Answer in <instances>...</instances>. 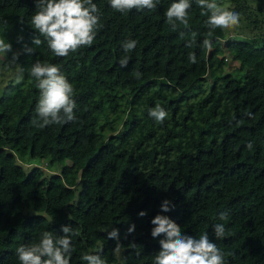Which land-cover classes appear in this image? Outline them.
I'll use <instances>...</instances> for the list:
<instances>
[{"label":"trees","instance_id":"1","mask_svg":"<svg viewBox=\"0 0 264 264\" xmlns=\"http://www.w3.org/2000/svg\"><path fill=\"white\" fill-rule=\"evenodd\" d=\"M173 2L120 13L110 0H93L102 25L93 43L58 57L31 25L36 0H0V24L7 21L0 38L12 45L8 55L18 49L17 75L23 70L22 79L0 85V264H20L18 247L44 231L63 235L62 225L77 233L71 264H86L85 253L106 264H154L164 238L151 236L157 214L187 235L207 233L225 264H264V41L210 30L197 0H190L188 26L176 21L174 29L165 15ZM220 38L246 71L240 78L220 69L203 46ZM127 40L137 43L125 53ZM125 55L130 59L121 67ZM38 60L58 66L72 84L74 121L33 123L40 90L29 69ZM157 103L168 113L163 123L148 115ZM18 158L61 166L45 174L39 166L25 169ZM76 184L91 201L74 216ZM166 199L174 209L161 213ZM223 211L226 221L218 219ZM216 223L225 224L222 239ZM113 228L123 246L119 258L117 241L107 238Z\"/></svg>","mask_w":264,"mask_h":264},{"label":"clouds","instance_id":"2","mask_svg":"<svg viewBox=\"0 0 264 264\" xmlns=\"http://www.w3.org/2000/svg\"><path fill=\"white\" fill-rule=\"evenodd\" d=\"M158 2L159 0H110V6L120 13H125L132 9L152 10L156 8ZM197 2L204 10L202 15L208 16L206 24L210 30L217 28L228 30L239 25V13L230 11L229 6L217 3L216 0H197ZM36 7L37 11L31 18V25L58 57H66L70 52H76L83 46H90L96 37L98 27H102L99 25L98 8L93 0H36ZM190 8V0H174L165 13L169 24L175 29V22L178 21L187 27ZM6 26L7 21L3 20L0 27ZM42 43L39 37L33 40L35 46H40ZM136 43L135 40L123 42L122 47L125 53L135 49ZM203 46L210 49V41L205 39ZM11 48L12 45L6 42L5 38H0V53H7L11 51ZM24 51L32 53L34 48L26 47ZM129 59L130 57L125 55L120 60L121 67H126ZM189 60L196 63L195 55L190 54ZM22 72L23 70L20 69L17 79H22ZM29 74L38 81L36 87L40 90L35 109L39 121H33V123L43 128L74 121L76 119L74 89L60 68L38 60L29 69ZM141 75L139 72L133 73L136 78ZM148 115L158 123H163L168 113L160 103H157L154 108L149 109ZM248 115L251 117L252 114L248 113ZM247 147L251 149L252 144L249 143ZM160 207L161 213L174 209L172 202L167 199ZM146 214L141 211L139 216L143 217ZM218 219L226 221L228 212H220ZM151 224L154 225L151 236L164 237L159 240L160 250L154 257V264H225V253L209 239L207 233L201 234L199 238L187 235L169 216L163 214H157L151 220ZM61 231L63 235L44 231L38 241L18 247L16 255L20 264H71L72 239L77 233L69 225H62ZM134 231V224L127 229L129 234ZM213 231L217 239L224 238L225 224H214ZM107 238L117 241L113 254H121L123 246L119 243V230L113 228L108 232ZM81 259L86 264H106L105 259L95 253H85Z\"/></svg>","mask_w":264,"mask_h":264},{"label":"rangeland","instance_id":"3","mask_svg":"<svg viewBox=\"0 0 264 264\" xmlns=\"http://www.w3.org/2000/svg\"><path fill=\"white\" fill-rule=\"evenodd\" d=\"M216 2L229 6L230 11H235L240 15L238 26L228 30L223 29L225 37L244 39L256 45L264 41V0H217ZM240 4L241 6H239ZM3 29L4 27L0 28V36ZM210 50L214 52L220 69L230 72L237 78L245 74L246 71L242 70L238 62L231 58L230 53L224 46L223 39H217ZM17 52L18 49L16 48L10 55L0 53V85L6 79L17 76L18 68L14 61V56ZM17 160L25 169L28 170L32 166H39L45 174L57 172L61 166L60 164L48 166L47 159L29 160L27 158H18ZM75 188V198L70 202L71 212L74 216L84 210L91 201L89 194L80 193L79 184H76ZM116 257H121V254L116 255Z\"/></svg>","mask_w":264,"mask_h":264}]
</instances>
